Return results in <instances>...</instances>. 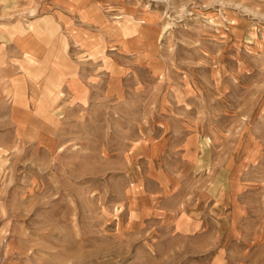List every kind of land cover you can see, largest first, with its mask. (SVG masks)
<instances>
[{"label":"rangeland","instance_id":"1","mask_svg":"<svg viewBox=\"0 0 264 264\" xmlns=\"http://www.w3.org/2000/svg\"><path fill=\"white\" fill-rule=\"evenodd\" d=\"M89 2L61 148L0 146V264H264V0Z\"/></svg>","mask_w":264,"mask_h":264},{"label":"crops","instance_id":"2","mask_svg":"<svg viewBox=\"0 0 264 264\" xmlns=\"http://www.w3.org/2000/svg\"><path fill=\"white\" fill-rule=\"evenodd\" d=\"M77 3L0 0V146L14 148L18 141L21 149L31 150L33 138L38 149L61 148L62 115L57 110L64 93L67 101L80 100V50H93L95 26L114 41L104 31H111L107 22L99 26L79 18ZM80 39L86 47H80ZM139 46L128 48L136 53Z\"/></svg>","mask_w":264,"mask_h":264},{"label":"bare ground","instance_id":"3","mask_svg":"<svg viewBox=\"0 0 264 264\" xmlns=\"http://www.w3.org/2000/svg\"><path fill=\"white\" fill-rule=\"evenodd\" d=\"M79 2V6L82 8V9H80V10H83V9H85V8H87L89 5H90V0H78ZM136 42L138 43V44H141V45H143V42H142V40H141V37L139 36L137 39H136Z\"/></svg>","mask_w":264,"mask_h":264}]
</instances>
